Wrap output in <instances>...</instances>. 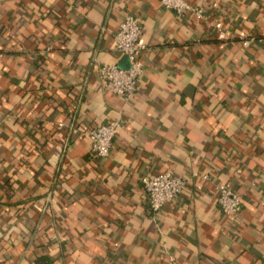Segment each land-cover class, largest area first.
Instances as JSON below:
<instances>
[{"label":"crops","instance_id":"1","mask_svg":"<svg viewBox=\"0 0 264 264\" xmlns=\"http://www.w3.org/2000/svg\"><path fill=\"white\" fill-rule=\"evenodd\" d=\"M186 1L202 15L0 0V264H264V0ZM126 14L148 47L128 100L98 75ZM112 119L92 156L86 131ZM167 169L186 185L151 211L142 177Z\"/></svg>","mask_w":264,"mask_h":264},{"label":"built area","instance_id":"2","mask_svg":"<svg viewBox=\"0 0 264 264\" xmlns=\"http://www.w3.org/2000/svg\"><path fill=\"white\" fill-rule=\"evenodd\" d=\"M160 4L163 8L173 11L177 16L187 11L198 16L202 15L201 7L191 5L186 0H160ZM141 35L139 19L133 14H126L113 33V50L119 57L127 56L129 66L122 68L117 63H103L98 67V75L104 88L125 100L130 99L136 91L137 80L144 69L140 54L148 47L143 42ZM244 43L247 44L248 40H244ZM119 126L120 121L112 119L99 123L86 131L92 156L105 157L109 154ZM203 178H208V176L203 175ZM142 184L149 208L151 211H157L182 192L186 181L167 169L151 176L142 177ZM216 190L217 202L223 213L231 216L241 210L242 195L236 192L229 182L218 183ZM171 264H176V262L171 259Z\"/></svg>","mask_w":264,"mask_h":264},{"label":"water","instance_id":"3","mask_svg":"<svg viewBox=\"0 0 264 264\" xmlns=\"http://www.w3.org/2000/svg\"><path fill=\"white\" fill-rule=\"evenodd\" d=\"M118 65L122 68H127L129 65H128V58L127 56H122Z\"/></svg>","mask_w":264,"mask_h":264}]
</instances>
